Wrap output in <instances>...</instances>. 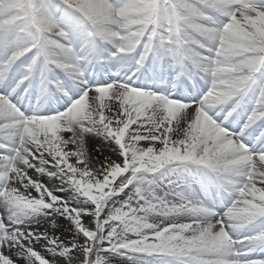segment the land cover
<instances>
[{
    "label": "snow or ice",
    "instance_id": "6c2138e0",
    "mask_svg": "<svg viewBox=\"0 0 264 264\" xmlns=\"http://www.w3.org/2000/svg\"><path fill=\"white\" fill-rule=\"evenodd\" d=\"M0 264H264V0H0Z\"/></svg>",
    "mask_w": 264,
    "mask_h": 264
},
{
    "label": "bare ground",
    "instance_id": "6f19581e",
    "mask_svg": "<svg viewBox=\"0 0 264 264\" xmlns=\"http://www.w3.org/2000/svg\"><path fill=\"white\" fill-rule=\"evenodd\" d=\"M105 154H107V150L105 149Z\"/></svg>",
    "mask_w": 264,
    "mask_h": 264
},
{
    "label": "rangeland",
    "instance_id": "374dc122",
    "mask_svg": "<svg viewBox=\"0 0 264 264\" xmlns=\"http://www.w3.org/2000/svg\"><path fill=\"white\" fill-rule=\"evenodd\" d=\"M63 235H66V234H62V238H63Z\"/></svg>",
    "mask_w": 264,
    "mask_h": 264
}]
</instances>
